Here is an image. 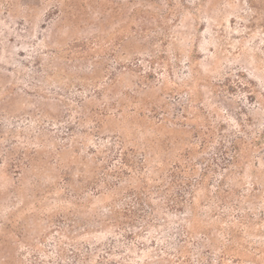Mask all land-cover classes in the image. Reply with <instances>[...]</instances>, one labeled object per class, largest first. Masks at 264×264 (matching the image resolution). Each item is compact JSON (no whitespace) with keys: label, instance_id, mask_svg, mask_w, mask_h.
<instances>
[{"label":"rangeland","instance_id":"rangeland-1","mask_svg":"<svg viewBox=\"0 0 264 264\" xmlns=\"http://www.w3.org/2000/svg\"><path fill=\"white\" fill-rule=\"evenodd\" d=\"M0 264H264V0H0Z\"/></svg>","mask_w":264,"mask_h":264}]
</instances>
